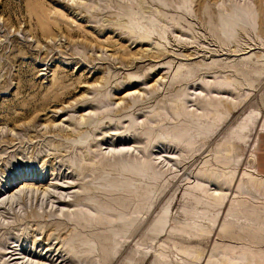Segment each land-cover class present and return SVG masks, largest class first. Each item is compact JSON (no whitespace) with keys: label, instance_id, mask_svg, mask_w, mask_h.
Segmentation results:
<instances>
[{"label":"rangeland","instance_id":"374dc122","mask_svg":"<svg viewBox=\"0 0 264 264\" xmlns=\"http://www.w3.org/2000/svg\"><path fill=\"white\" fill-rule=\"evenodd\" d=\"M251 181L264 0H0V264H264Z\"/></svg>","mask_w":264,"mask_h":264},{"label":"bare ground","instance_id":"6f19581e","mask_svg":"<svg viewBox=\"0 0 264 264\" xmlns=\"http://www.w3.org/2000/svg\"><path fill=\"white\" fill-rule=\"evenodd\" d=\"M243 16H245V15H243ZM238 20H240V19H238ZM232 24L233 23H228V24H223L225 27H227V28H232ZM238 30V29H237ZM202 175V174H201ZM207 177V176H206ZM22 179V177L21 178H16V179H14L13 180V182L9 185V187H7L6 189H4V191L6 192V194L7 193H10V195H8V198H7V200H5V201H3L2 203H11V202H13L14 200H16V199H19V198H21V197H23L24 196V192L26 191V190H29L26 186L25 187H22V188H18V185H17V181L19 182L20 180ZM23 180V179H22ZM21 180V181H22ZM211 180V179H210ZM21 183V182H20ZM251 183H252V186L254 187V189H262V190H264V181L262 182V181H251ZM16 184V185H15ZM13 187V188H12ZM44 190V189H43ZM10 191V192H9ZM47 191V190H46ZM48 193V192H47ZM57 200V199H56ZM78 213V212H77ZM108 213V212H107ZM81 214V213H80ZM35 216V215H34ZM63 217H65V218H68V220H69V222H70V224L72 223V222H74V223H72V224H78V225H81V224H83V221H82V219H80V216H77L76 214H64L63 213V215H62ZM74 216V218L72 219V217ZM76 216V217H75ZM36 218H40L41 216H38V215H36L35 216ZM44 217V216H43ZM83 218H85L84 216H83ZM85 221V220H84ZM103 225V224H102ZM82 228H83V226H81ZM80 227V228H81ZM78 228H79V226H78ZM77 229V228H76ZM70 241V240H69ZM72 243V242H71ZM80 245V244H79ZM76 245H71V244H69L68 246H66V247H64L65 248V251L66 252H69V253H71V254H75V253H77V251H78V249H77V247H75ZM80 248V247H79ZM83 249V248H82ZM80 251V250H79ZM78 251V252H79ZM84 251V250H83ZM82 251V252H83ZM7 254H9L10 255V259H11V257L13 258V260L12 261H14V260H17V259H14V255L13 254H10V253H7ZM6 255V254H5ZM57 257V256H56ZM62 258V257H61ZM60 258V259H61ZM59 260V259H58ZM72 261V260H71ZM246 261H248L247 259H246ZM253 262H255V261H253ZM251 264V263H250Z\"/></svg>","mask_w":264,"mask_h":264}]
</instances>
